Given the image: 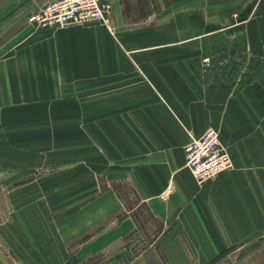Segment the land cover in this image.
Returning a JSON list of instances; mask_svg holds the SVG:
<instances>
[{
    "label": "crops",
    "instance_id": "1",
    "mask_svg": "<svg viewBox=\"0 0 264 264\" xmlns=\"http://www.w3.org/2000/svg\"><path fill=\"white\" fill-rule=\"evenodd\" d=\"M50 1L0 0V189L20 182L27 142L50 135V110L62 109L69 87L106 78L115 94L117 81L122 110L131 89L139 90L137 117L116 125L122 156L139 159L140 205L161 225L136 254L122 248L117 264H211L232 249V264H264V57L245 68L219 67L204 82L188 64L199 61L195 54L131 56L98 24L33 28L28 17ZM152 93L155 101L147 99ZM208 128L230 163L197 183L184 148ZM135 212L126 211L114 232L134 230ZM0 264H12L1 248Z\"/></svg>",
    "mask_w": 264,
    "mask_h": 264
},
{
    "label": "rangeland",
    "instance_id": "2",
    "mask_svg": "<svg viewBox=\"0 0 264 264\" xmlns=\"http://www.w3.org/2000/svg\"><path fill=\"white\" fill-rule=\"evenodd\" d=\"M91 24L103 26L131 56L198 55L188 64L198 66L194 76L204 82L219 67L245 68L264 57V0H111L107 21L83 25ZM112 84L84 78L69 87L62 109L50 110V135L27 142L20 182L0 189V248L12 264H117L122 248L136 254L161 230L140 205L139 159L122 156L116 125L137 117L139 90L131 89L129 108L122 110L120 87L116 81V93L109 94ZM149 98L155 101L154 93ZM131 209L136 228L114 232ZM233 258L232 249L211 264H232Z\"/></svg>",
    "mask_w": 264,
    "mask_h": 264
},
{
    "label": "built area",
    "instance_id": "3",
    "mask_svg": "<svg viewBox=\"0 0 264 264\" xmlns=\"http://www.w3.org/2000/svg\"><path fill=\"white\" fill-rule=\"evenodd\" d=\"M111 0H51L28 17L35 29H61L89 21L106 22ZM185 166L197 183L214 178L229 167L230 158L218 132L208 128L184 148Z\"/></svg>",
    "mask_w": 264,
    "mask_h": 264
}]
</instances>
